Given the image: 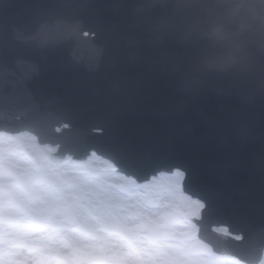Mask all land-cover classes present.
Returning a JSON list of instances; mask_svg holds the SVG:
<instances>
[{
    "label": "water",
    "instance_id": "95a60500",
    "mask_svg": "<svg viewBox=\"0 0 264 264\" xmlns=\"http://www.w3.org/2000/svg\"><path fill=\"white\" fill-rule=\"evenodd\" d=\"M197 7L180 4L174 14L152 0H0V131L58 146L51 161L70 154L85 162L94 150L139 182L183 170V190L205 203L200 219L188 217L199 238L256 264L264 248V60L245 70L204 68L207 42L189 27L196 17L176 23ZM12 32L24 43L6 52ZM62 124L69 129L56 133ZM220 225L244 239L214 233Z\"/></svg>",
    "mask_w": 264,
    "mask_h": 264
},
{
    "label": "rangeland",
    "instance_id": "374dc122",
    "mask_svg": "<svg viewBox=\"0 0 264 264\" xmlns=\"http://www.w3.org/2000/svg\"><path fill=\"white\" fill-rule=\"evenodd\" d=\"M25 140L32 141L26 136H20L15 142ZM0 141L7 147V150L0 147V191H12L10 186L13 183H10L9 186L2 182L18 180L15 184L16 188H14L15 193L18 192L15 189H19L25 193L24 195L29 196L38 193L48 198L49 204L58 205L59 209L65 211L72 210L75 213H81L83 207L87 208L86 211L91 213L90 217L92 216L90 223L94 225L93 227L110 223L133 228L136 230L135 239L139 244L138 251H135L138 254L136 260L139 263L241 264L229 257L213 256L210 250L197 239L195 224L186 222L185 217L189 214L195 217L199 216L202 204L182 192L183 173H160L143 185H133L125 178L116 176L109 165L100 162L96 156H92L89 164L85 165L84 170L86 167L88 170L84 176L80 175V170L73 168L68 169L72 175L69 172L67 175H60L48 168L42 169L38 173L28 172L31 168L20 160L15 145L9 143L11 139L0 135ZM8 153L9 156L6 157ZM11 175H14L16 179L11 178L14 177ZM31 201L29 198L27 203ZM131 206L135 213L139 212L144 221L130 214ZM142 217L141 219H143ZM215 230L227 233L224 228ZM39 233L28 237H42L44 239L42 243L38 246L24 244L28 253L21 249L12 258H0V264H56L55 256L66 254L67 251L74 254L84 253L80 248H62L50 245L46 239L47 235H51L50 230ZM95 236L101 237L96 233ZM93 237L91 245L99 246L101 243L95 237L96 241H94ZM105 240L111 243L110 238ZM24 242L25 240H23ZM142 248L145 249L142 250ZM42 249L45 251L41 254ZM144 253L149 255V259H145ZM94 254L104 255V252H94ZM262 258L260 264H264V254Z\"/></svg>",
    "mask_w": 264,
    "mask_h": 264
},
{
    "label": "flooded vegetation",
    "instance_id": "af4514ba",
    "mask_svg": "<svg viewBox=\"0 0 264 264\" xmlns=\"http://www.w3.org/2000/svg\"><path fill=\"white\" fill-rule=\"evenodd\" d=\"M24 145L31 147H35V145L33 143L27 142L15 144L17 151L20 153V160L27 163L28 166H32L22 155L21 151ZM47 153V149L37 151L38 157H40L42 162V167L39 171L35 172L38 173L42 169L48 168V170L53 172L60 170L58 172L60 175H67L69 172L68 169L75 167V165L68 163L63 164L62 166L59 165L60 163L51 166L46 161ZM80 167L81 166H79V168ZM84 168V166L81 167L80 175L82 176L86 175L87 172V169L84 170ZM69 174L72 175L70 172ZM17 182L18 180L11 186L8 184L12 189L11 192L0 191V257H14L18 254L19 247L23 246L24 244L38 246L44 239L42 237L29 238L28 236H35V233L37 232H40L39 234H41L43 231L49 232L50 230L51 235H47L46 237L47 242L50 245L52 244V246L56 247L61 246L62 248H80L84 252L83 254H74L70 251H67L68 253L66 254L63 253L60 256L57 255L54 258V262H56V264H64V259L75 257L90 260L94 259L97 261V264H144L142 262L139 263L136 260L138 254L135 251H138L139 244L135 239L136 230L133 228L126 225L116 224L134 231L131 241L126 243L119 236L107 235L103 233V224L93 227L94 225H91L92 223H90L92 216L90 217L91 213L86 211L87 208L83 207L81 213H75L72 210L65 211L59 209L58 205L55 206L49 204V199L39 195L38 193H33L31 196L24 195L25 193L19 189H15L18 191L15 193L14 188H16L15 184ZM29 198L32 201L27 203ZM88 208L91 207L88 206ZM91 209L95 210L94 208ZM29 210L46 211V213L43 215L44 222L42 225H38L30 219V217L27 215V211ZM130 210V214L134 215V209L131 208ZM85 215L88 216L86 217ZM95 233L96 235H101V237L95 236ZM93 236L101 243L99 246L91 245ZM94 237L93 240L96 241ZM106 238H110L111 243L105 240ZM23 240H25L24 243ZM116 242L117 244H115ZM144 249L145 248H142V250ZM44 251L45 250L42 249L40 252L42 253ZM94 252H104V255H96ZM107 252H109L108 255ZM144 257L145 259H149V255L147 253H144Z\"/></svg>",
    "mask_w": 264,
    "mask_h": 264
},
{
    "label": "clouds",
    "instance_id": "9594fccd",
    "mask_svg": "<svg viewBox=\"0 0 264 264\" xmlns=\"http://www.w3.org/2000/svg\"><path fill=\"white\" fill-rule=\"evenodd\" d=\"M169 3L173 13L182 11L180 4L195 3V11H188L186 20L196 17L189 25L198 39L206 41L200 52L204 68L221 72L245 70L258 60H264V0H152Z\"/></svg>",
    "mask_w": 264,
    "mask_h": 264
}]
</instances>
